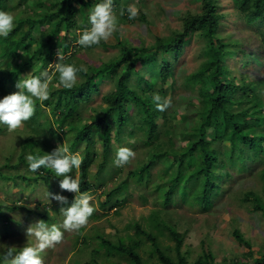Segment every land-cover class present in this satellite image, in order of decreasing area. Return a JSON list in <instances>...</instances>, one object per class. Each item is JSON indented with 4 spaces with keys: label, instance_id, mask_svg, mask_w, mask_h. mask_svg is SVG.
<instances>
[{
    "label": "trees",
    "instance_id": "trees-1",
    "mask_svg": "<svg viewBox=\"0 0 264 264\" xmlns=\"http://www.w3.org/2000/svg\"><path fill=\"white\" fill-rule=\"evenodd\" d=\"M100 2L0 0V11H7L15 17L14 30L7 39L0 37V98L19 91L15 87L19 79L30 73L38 76L41 71L49 69L51 60L58 62L56 50L63 52V63L77 67L83 65L87 69L78 73L77 83L70 90L57 86V73L50 85L52 98L37 101L39 104L35 114L25 122L29 130L22 129L18 133V129L16 134H12L17 140L7 146L5 162L0 164V178L5 180L4 184L0 183V190L5 193L0 199V215H4L5 208H23L18 201H26L20 196L8 195L7 187H25L27 180H35L43 171L49 173L44 177L46 179L53 176L60 181L63 178L56 177L54 171L48 168H41L35 173L29 171L25 158L28 154L42 156L55 150L57 146L53 135L57 134V139L65 138V146L72 153L81 142L84 143L81 150L83 163L77 169L80 191L84 193L100 185L93 184L89 178V168L97 156L95 136L102 148L97 173H106L104 167L112 157L109 155L112 140L118 141L121 132H126L123 137H130L134 128H138L141 131L138 139L148 147V151L145 159L130 174L137 180H148L153 159L167 160L163 180L155 185L156 201L160 207L155 206L150 210L147 225L157 228L159 234L167 230L174 241L173 246L163 245L157 232L153 233L133 220L126 223V233H116L114 238L94 227V233L81 237L80 241L82 246H91L90 259L78 263V259L73 258L72 264L73 261L77 264H123L121 260L128 264H219L210 249H203L193 261H187L186 252L180 248L184 235L164 218L168 215L164 207L175 203L177 199L174 195H177L182 203L195 202L202 210L209 209L213 205V198L223 190V176L230 175L223 167L231 163L238 171H247L246 163L252 160L261 164L257 170L260 189H247L241 199L264 218V91L259 88L261 79L251 78L256 68L264 69V29L250 30L253 33L252 46H243L241 58L245 63H238L249 67L234 73L228 59L235 52L240 38L233 37V31L228 27V33L220 35L226 13L218 0H199L198 9L192 10L186 6L179 14V27H167L169 29L165 32L156 30L151 43H128L117 29L112 35L114 41L100 42L102 46L116 49L115 54L98 64H80L81 59L74 56L83 47L75 43L78 39L75 29L81 34L90 27L87 12L93 9L94 3ZM118 3H123L126 11L124 18L130 21L127 13L129 6L122 0H114L115 5ZM231 3L236 19H240V24L235 26L242 32H246V28L241 21L248 24L264 21V0H231ZM138 18L144 20V13L139 12ZM191 37L192 41L195 38V42L203 41L200 50V54H204L202 60L186 74V85L196 88L195 98L199 107L194 111L179 113L182 121L188 116H192L193 121L187 126L184 123L181 131L177 128L181 144L174 147L178 111L171 107L164 111L157 110L156 103L164 104L162 89L157 84L158 80L162 85L164 82H174L173 62L178 63ZM256 59L262 64L254 66ZM49 71L51 74L55 70ZM153 77L157 81H150ZM107 79L112 83V88L101 93V85ZM93 93L101 94L99 103H94ZM155 94L160 95L159 101H153ZM187 101L189 107L194 105L192 99ZM80 104L87 105V115L81 116L78 112ZM132 108L139 110V122L133 121ZM158 126L160 129L156 130ZM19 164H24L26 168L18 171ZM5 168L17 170L5 172ZM119 182L107 190L99 201L102 209L107 211L114 208L113 212H118L125 199L122 189L126 188L127 181L121 179ZM8 200L12 204L9 205ZM24 210L28 213L33 211L31 208ZM96 216L93 213L91 217ZM231 233L239 243L250 246L241 231L234 228ZM141 238L150 241L146 259L140 253L146 250ZM244 258H235L231 263L224 264H264V251L254 256L250 248L245 251Z\"/></svg>",
    "mask_w": 264,
    "mask_h": 264
},
{
    "label": "rangeland",
    "instance_id": "rangeland-1",
    "mask_svg": "<svg viewBox=\"0 0 264 264\" xmlns=\"http://www.w3.org/2000/svg\"><path fill=\"white\" fill-rule=\"evenodd\" d=\"M218 1L220 6L224 7L222 10L226 13L221 31H219L220 35L224 36L226 32L228 33L226 30L228 27V30L233 31V37L240 38V42L235 45V52L228 59L229 65H231L234 73L238 71L240 72V70L249 67L247 65L244 66L243 64L239 65L238 63H245L244 59L241 58V53L244 49L243 46H252L250 41L253 33L250 30L264 29V21L257 20L250 24L241 21V25L246 28V30L244 29L246 32H242L235 26L236 24H240V19L237 20L235 17V10L231 7V0ZM122 2L138 9V15L139 12L144 13V20L138 18V15L135 19L130 21L125 20L124 15L119 16L120 9L123 8V3L114 4V10L118 16L117 29L122 35V38H125L128 43H139L142 41L144 44H149L154 40V32L156 30L165 32L166 30L168 31L170 27H179V14L184 11L186 6L192 10L199 8V0H122ZM95 4L96 3H94L93 6H95ZM89 13L90 12H87V17L89 16ZM122 18L124 20H122ZM75 32L77 33V36L80 34L77 29H75ZM195 40L192 41V37L187 40L184 53L181 55L178 63L172 61L175 70L173 77L174 82H164L162 85L158 80L157 84V87L162 89L164 103L170 99L171 106L169 107L177 109L178 111L175 120V128H178L180 131L184 129L182 127L184 123L185 126H187L193 121V117L188 116L186 120L182 121V117L179 113L182 114L187 110L194 111L199 107V102L195 98L196 88H190L186 85V74L194 70L204 56V54H200L203 41L195 42ZM107 41H114L113 36ZM245 50L251 52L247 49ZM57 52L58 50H56V53ZM115 53L116 49L99 44L91 48H81L76 52V56L74 57L81 59L79 62L80 64L87 62L90 65L98 64L102 59H107ZM249 57L250 59H253L252 56ZM54 63L56 62H53L52 60L49 62V64ZM254 64H256L254 66H258L261 65L262 62L256 59ZM251 78L261 79L259 88L264 91V69L259 70L256 68L252 73ZM155 80L157 81L156 77L150 78V81ZM57 86L59 87V85ZM101 86V93H103L112 88V83L107 79ZM93 97H95L94 103H99L101 94L93 93ZM51 98L52 97L50 96L49 100ZM189 99L194 101L193 106H188L187 100ZM38 104L39 103L36 102V108L38 107ZM169 107L168 109H170ZM78 109L81 116H85L89 112V109L85 104H80ZM132 111L133 114L131 117L133 121L135 120L136 122H139L140 119L137 116L139 110L132 108ZM158 121L160 122L161 119H158ZM22 129L28 131L29 127L27 124H24L23 127L19 128L18 133H20ZM159 129L160 126H158L156 130ZM178 129L176 130L177 133L174 135V141H176L174 147H178L181 144L179 141ZM13 133L16 134V131L9 132L7 130H0V164L5 162L4 157L6 155L7 146L13 144L14 141L17 140L16 138H13ZM140 134L141 131L138 128H134L133 134H131L130 137H123L126 136V132H121L118 135L120 137L118 141L114 139L112 140L109 146V155H112V157L104 167L106 168V173H97L98 163L102 159V148L97 136H95L96 143L94 144V148L97 151V156L94 163H92L89 168V178L93 181V184L99 183L100 185L88 190L87 193L92 197L90 204L94 207L95 211L93 213L97 216L90 217L87 225L82 227L79 231L68 232L65 230L63 231V228H61V231L64 233L62 242L53 248L46 249L45 252L41 254L44 264H72L73 258H77L78 263L82 261L84 262V260H89L91 246H82L80 241L81 237L92 235L94 233V227H97L99 232L109 235L110 238H114L113 235L116 233H126V223L135 220L140 222L145 229L151 230L153 233L157 232V228H151L147 225V217L153 207H160V204H158L159 202L156 201L155 185L157 182L163 180L162 175L167 160L159 161L157 158L153 159L154 162L149 168L150 174L148 180L143 178L137 180L134 178L133 175L130 174L131 170L145 159L147 155L146 151H148V147L143 146L138 139V135ZM52 137L55 140L54 143L56 146H65V138L57 139V134ZM83 147L84 143L81 142L78 145V148L75 149L74 153L78 152L81 155ZM121 147L130 148L136 153V156L128 165L116 167L113 161L116 157L117 150ZM246 165L248 167L247 171H238L231 163H228L223 167V169L225 168L230 172V175L226 177L223 176V190L213 198V205L209 209L202 210L200 205L195 202L182 203L178 200L177 195H174L177 199L175 203H169L164 207V209L167 208L166 210L168 213L164 218L167 219L168 223L172 225L174 224V227L184 235L180 248L183 252H186V259L188 262L193 261L198 255H200L203 249H210L215 256V260L219 264L231 263L235 258L245 259L244 253L250 248L252 249V254L254 256L258 255L259 251H264V218L259 211H252L249 208V204L241 199L243 192L247 189H260V180L258 178L257 170L261 164L249 160ZM25 168L26 166L24 164H19L17 169H19L18 171H22ZM17 169L5 168L4 171L15 172ZM47 174L49 173L43 171V173L39 175L40 177H37L35 180L31 178L27 180V182L25 181V187H7V189H9L7 194H11L12 197L20 196L21 198L26 199L24 202L18 201V203L20 202V204L24 206L22 209H33L34 212L42 215L39 220H44L49 226L52 224L61 225L64 217H61L59 221L55 218V214L60 213L59 210L61 207L71 206L76 194L61 189L60 181L56 180L53 176L47 179L44 178ZM72 176L77 178V169H73ZM159 177H161V180ZM121 179H125L127 182L125 183L126 188L124 187L122 189L125 191V199L122 202V205L118 208V212H113L114 208L108 209L107 211L102 209V207L99 206V201L103 199L107 190H111L114 187V184ZM4 181V179L0 178V183L4 184ZM48 192L53 195L66 197L67 205H61L58 201L51 199V197L48 196ZM67 193L69 194V197H67ZM4 194L5 193L0 190V199L4 197ZM7 203L9 205L12 204L11 200H8ZM23 215L24 211H20L16 214V217L21 219ZM1 218L4 219L6 216L1 215ZM7 220L13 221L10 217H8ZM20 228L21 226L16 225L6 228V223L1 222L0 248L1 245L9 247L16 245L19 249H22L24 246H34L36 243L35 238L27 237L26 230L21 231ZM234 228L243 233V237L249 241L251 247L242 242L239 243V241L234 238L231 233ZM8 230L18 232L17 234H25L7 239L6 231ZM128 231L132 233V230L129 228ZM158 238L163 245H168L170 247L173 246L174 241L168 235L167 230H164L163 234H159ZM140 240L143 241L142 244H144V248L146 249L140 253L142 257L146 259L150 241L144 238H141ZM19 249H15L16 252H19ZM171 251L172 253L174 252L173 250ZM97 259H99V257ZM121 261L123 264H128L124 260ZM73 264L77 263L73 261Z\"/></svg>",
    "mask_w": 264,
    "mask_h": 264
},
{
    "label": "clouds",
    "instance_id": "clouds-1",
    "mask_svg": "<svg viewBox=\"0 0 264 264\" xmlns=\"http://www.w3.org/2000/svg\"><path fill=\"white\" fill-rule=\"evenodd\" d=\"M127 13L130 20L135 19L138 15V9L130 5L127 8ZM124 14L125 10L121 8L119 16ZM14 21L15 17L11 13L0 11V37L7 39L15 28ZM88 22L90 27L85 28L78 35L76 41L81 47L89 48L99 45L101 41H107L112 37L117 31L118 25V16L114 10V0H101L100 3L95 4L89 13ZM57 57L58 62L49 64V69L54 68V72L50 74L49 69H45L38 76L30 73L16 82L15 87L19 91L0 98L1 131L14 132L23 127L25 122L33 117L36 110V102H43L50 98V85L57 73L58 85L70 90L77 83L78 73L87 71L83 65L77 67L74 64L63 63L65 56L60 50L57 52ZM159 100V94L153 95L154 102ZM169 106H171L170 99L164 104L156 103V108L159 111H164ZM135 156L136 153L130 148L121 147L117 150L113 163L116 167H123L135 159ZM25 158L29 171L35 173L41 168L53 170L56 177H63L60 180V188L75 193L76 196L71 206L61 207L59 210L61 214H55V218L58 220L64 217L61 225L52 224L49 226L44 220H39L40 215L34 210L29 213L22 208L16 210L5 208L4 212L1 210L6 218L3 219L0 215V223H6V228L14 225L21 226L20 230H26L27 237H34L36 241L34 246H24L22 249H19L16 245H13V247L1 245V264H44L41 254L46 249L53 248L62 242L64 233L61 228H63V231L68 232L79 231L87 225L89 218L95 211L90 204L91 195L87 192L81 193L80 180L71 175L73 169H79L83 163L84 158L80 153H72L67 146L58 145L51 153H45L42 156L28 154ZM117 183L119 184L120 182ZM48 196L58 201L61 205H67V198L64 196L53 195L49 192ZM20 211H24L21 219L16 217V214ZM8 217L13 219V221L7 220ZM17 233L12 230L6 231L7 239L25 234ZM15 249L20 251L16 252Z\"/></svg>",
    "mask_w": 264,
    "mask_h": 264
}]
</instances>
